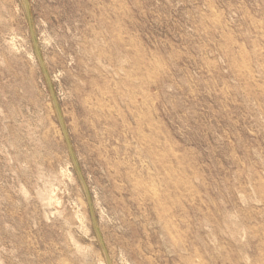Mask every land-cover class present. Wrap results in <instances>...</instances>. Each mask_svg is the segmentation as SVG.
Returning a JSON list of instances; mask_svg holds the SVG:
<instances>
[{
  "label": "rangeland",
  "instance_id": "obj_1",
  "mask_svg": "<svg viewBox=\"0 0 264 264\" xmlns=\"http://www.w3.org/2000/svg\"><path fill=\"white\" fill-rule=\"evenodd\" d=\"M264 264V0H0V264Z\"/></svg>",
  "mask_w": 264,
  "mask_h": 264
},
{
  "label": "water",
  "instance_id": "obj_2",
  "mask_svg": "<svg viewBox=\"0 0 264 264\" xmlns=\"http://www.w3.org/2000/svg\"><path fill=\"white\" fill-rule=\"evenodd\" d=\"M25 11H26V17H27L29 30H30V35H31V40H32V44H33L34 53H35V55L37 57V60L39 62L40 68H41V71L43 73V76H44V78L46 80V83H47V86L49 88L50 95H51L52 102H53V106H54V109H55L57 117H58L59 125H60L64 140H65V143H66V146H67V149H68V153H69V155L71 157V160L73 162V165H74V167L76 169L77 175H78V177H79V179H80V181H81V183L83 185L85 196H86V202H87V206H88V211H89V217H90L94 232H95L99 242L101 243V239H100V235H99L98 227H97V221H96V218H95V215H94V212H93V209H92V205H91V200H90L87 188H86L85 184L82 181V178L80 176V173H79V171L77 169L76 162H75L74 157H73V152H72L71 145L69 143V140H68L65 128H64V124H63V121H62V118H61V115H60V112H59L58 104H57V101H56L55 96L53 94V91H52V88H51V84H50L48 75H47L46 70L44 68V64H43V61H42V58H41V55H40V52H39L38 45H37L36 40H35L34 35H33V31H32V28H31L29 9H28V5H27L26 2H25ZM101 247H102V243H101ZM102 250H103V253H104V256H105L106 264H110V261H109V259L107 257V254H106V252H105L103 247H102Z\"/></svg>",
  "mask_w": 264,
  "mask_h": 264
}]
</instances>
